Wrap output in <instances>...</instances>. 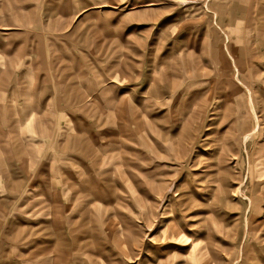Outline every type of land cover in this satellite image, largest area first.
Here are the masks:
<instances>
[{"label":"rangeland","instance_id":"1","mask_svg":"<svg viewBox=\"0 0 264 264\" xmlns=\"http://www.w3.org/2000/svg\"><path fill=\"white\" fill-rule=\"evenodd\" d=\"M1 25L0 264H264V72L211 82L264 60V0H0Z\"/></svg>","mask_w":264,"mask_h":264},{"label":"bare ground","instance_id":"2","mask_svg":"<svg viewBox=\"0 0 264 264\" xmlns=\"http://www.w3.org/2000/svg\"><path fill=\"white\" fill-rule=\"evenodd\" d=\"M151 1V0H150ZM152 3H147L146 5H151ZM98 6V4H93L91 5L89 8H93L95 6ZM103 6V5H102ZM134 6V5H133ZM153 7V6H151ZM134 8V7H133ZM1 29H7L5 28L6 26L4 25H1L0 26ZM260 43H264V38L261 39V42ZM256 45L254 44V42H251L250 46H247L246 48L244 47L242 50H239V49H231L228 51V50H225V54L227 56H229V58L231 59V63L233 64L234 68H236V71H234L232 73V77L237 79V81H235L232 77H230L227 73H226V70L224 71L223 74H221L220 76H217L216 75V71L213 69H211V66H210V69L211 71L213 72L214 71V74H215V77L212 78L211 82L213 84H218L220 86H224V85H228L229 87L228 88H232L234 90H238V84H241L243 83V76H242V69L243 68H251V71L252 72H260V71H263L264 72V60H259V57H260V54H257L256 52ZM263 49V48H262ZM242 52L243 54L246 56V59L247 61L245 60V58L242 57ZM263 55V54H262ZM208 56V55H207ZM208 64L210 65L211 63H214L216 65H219V66H223L225 68L226 66V62H225V57L224 56H215L213 55L212 53H209V56H208ZM222 70V69H221ZM221 95L223 96L224 94H220V97ZM231 95L233 96L234 95V92H231ZM231 96V97H232ZM233 98V97H232ZM231 98V99H232ZM235 100L237 102H239V96H236ZM252 100H253V97H252ZM194 101V100H193ZM189 102V100H188ZM249 102L252 104L251 102V93H249ZM193 103V102H192ZM218 101L214 103V105L210 108V115H212V117H215L216 115H218L219 111H218ZM198 104V103H197ZM187 106L188 103H187ZM191 106V105H190ZM228 107V105H226ZM257 106L259 107L260 106V110H264V99L261 100L259 102V104H257ZM207 105L203 102L202 103V106H200V103H199V107H198V110H199V113H202V112H206L207 110ZM227 112L228 114H230V112L228 111H225ZM211 117V118H212ZM240 121H243L242 119ZM246 124V123H245ZM247 129V128H246ZM252 129H254V126L252 127ZM248 133H250V131H245L243 132L242 134H240V143H244L248 137ZM234 134V133H233ZM227 137V136H226ZM234 137V136H233ZM230 138L229 139V144L227 145L229 149H232L231 146L233 145H236L237 144V140L235 138ZM177 144V143H176ZM179 145V144H178ZM255 148V147H254ZM207 150V149H205ZM219 150V149H218ZM223 153V152H222ZM221 154V152H220ZM236 154V153H235ZM222 155V154H221ZM219 155V156H221ZM223 157V156H221ZM218 158V157H217ZM239 158V157H238ZM223 159V158H222ZM217 160V159H216ZM218 160H221V159H218ZM222 163L223 161H219L218 163H215L214 166H213V169L210 170V172H214L215 174L221 170L223 168L222 166ZM206 172V171H205ZM230 172L227 170L225 171V174L223 175H215V176H218L219 177V182H217V180L215 178H213V176L208 180V192L210 193V195L214 194V193H220L222 194V197H218L217 198V201L218 202V206L221 204L222 207L226 206L227 203H229L230 201H232V199L230 198V196H239V197H242L243 198V195H242V189H241V186L242 184L240 183L239 184V179H237V186L235 187V189H232L231 191L229 189H226V182H225V177L228 175L230 176L231 174H229ZM127 182V181H126ZM203 184V183H202ZM239 184V185H238ZM129 185V184H128ZM128 187V186H127ZM203 188V187H202ZM201 188V189H202ZM213 192V193H212ZM231 192H233L231 194ZM194 194V193H193ZM231 194V195H230ZM192 196V195H191ZM193 197H195L193 195ZM220 205V207H221ZM219 207V208H220ZM222 210V209H221ZM100 215H101V212H99ZM219 216H222L221 218L219 219H222L224 220L225 218V215L223 212H220L218 217ZM109 226V225H108ZM171 231V230H170ZM172 232V231H171ZM174 232V231H173ZM168 236V234L166 235ZM173 239V238H172ZM260 242V241H259ZM258 243V242H257ZM256 243V244H257ZM203 248V250L201 252L197 251V250H192L193 252H195L197 254L198 252V256L199 255H202L203 253H205V249L204 247H201ZM260 249V248H258ZM259 255V253H258Z\"/></svg>","mask_w":264,"mask_h":264},{"label":"crops","instance_id":"3","mask_svg":"<svg viewBox=\"0 0 264 264\" xmlns=\"http://www.w3.org/2000/svg\"><path fill=\"white\" fill-rule=\"evenodd\" d=\"M89 8V7H88ZM79 97V96H78ZM86 98L84 99V102H83V105L86 106L87 105V102H86Z\"/></svg>","mask_w":264,"mask_h":264}]
</instances>
